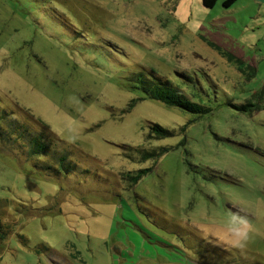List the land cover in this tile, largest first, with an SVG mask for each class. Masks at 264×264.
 <instances>
[{
  "label": "rangeland",
  "instance_id": "374dc122",
  "mask_svg": "<svg viewBox=\"0 0 264 264\" xmlns=\"http://www.w3.org/2000/svg\"><path fill=\"white\" fill-rule=\"evenodd\" d=\"M224 1L0 0V115L77 165L0 139V264H264V4ZM142 74L211 110L147 97Z\"/></svg>",
  "mask_w": 264,
  "mask_h": 264
},
{
  "label": "trees",
  "instance_id": "16d2710c",
  "mask_svg": "<svg viewBox=\"0 0 264 264\" xmlns=\"http://www.w3.org/2000/svg\"><path fill=\"white\" fill-rule=\"evenodd\" d=\"M218 0H203V3L211 7ZM237 0H225L224 5L230 7ZM255 69L254 66H250ZM256 70V69H255ZM255 73V72H254ZM138 80L141 82V89L152 99L162 101L168 105L179 107L185 111L194 113H205L209 112L211 108L202 102L195 101L188 97L186 93H183L177 86L172 83L165 81V83L148 78L143 74L139 76ZM144 98V97H143ZM137 101V99H134ZM236 109L244 112H250L256 108L254 102L248 100L242 104H233ZM261 107L259 106L258 109ZM27 125L30 124L26 121H20L18 119H8L6 114L0 115V139L5 143H9L8 147L14 144L19 146V149L25 150V158L34 159L35 164L43 165L46 169L53 170L55 166L62 169L61 173H65L69 166L77 168V165L69 160V154L67 152L66 144L64 141L53 140V135H50L48 131L44 130L41 126L38 128L39 131L34 129H28ZM151 132L149 136L151 138H161L171 136L175 133L174 129H169L159 123L150 124ZM169 148L161 147L159 149H144L142 150L141 160L147 158L157 159L163 155ZM152 168L140 169L138 175L128 176L134 183L141 178L142 174L151 170ZM68 178V177H64ZM8 235V228L0 224V239H5Z\"/></svg>",
  "mask_w": 264,
  "mask_h": 264
},
{
  "label": "crops",
  "instance_id": "0c3cea01",
  "mask_svg": "<svg viewBox=\"0 0 264 264\" xmlns=\"http://www.w3.org/2000/svg\"><path fill=\"white\" fill-rule=\"evenodd\" d=\"M252 1H253L254 4H256V6L257 5L263 6V4H264V0H252ZM239 2H240V0H237L235 3H239Z\"/></svg>",
  "mask_w": 264,
  "mask_h": 264
}]
</instances>
